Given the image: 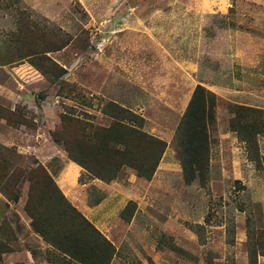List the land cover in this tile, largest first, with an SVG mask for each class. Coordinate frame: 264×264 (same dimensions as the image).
I'll return each instance as SVG.
<instances>
[{
	"label": "rangeland",
	"instance_id": "obj_1",
	"mask_svg": "<svg viewBox=\"0 0 264 264\" xmlns=\"http://www.w3.org/2000/svg\"><path fill=\"white\" fill-rule=\"evenodd\" d=\"M162 2L223 12L170 36L147 18ZM226 25L245 36L227 51L224 33L209 37ZM18 26L39 54L0 64V185L18 195L0 186V264H75L24 210L44 172L110 243L107 264H264V0H1L0 46ZM197 85L211 94L209 143L203 176L185 181L175 132ZM118 119L164 142L149 179L125 165L90 177L58 139L69 146Z\"/></svg>",
	"mask_w": 264,
	"mask_h": 264
},
{
	"label": "trees",
	"instance_id": "obj_2",
	"mask_svg": "<svg viewBox=\"0 0 264 264\" xmlns=\"http://www.w3.org/2000/svg\"><path fill=\"white\" fill-rule=\"evenodd\" d=\"M15 31L17 34H9L11 38L1 43L0 64L39 54V51L31 52L23 42L21 26L16 27ZM210 97L209 92L197 85L176 127L175 142H179L175 146L185 181L188 176L193 177L195 170L201 176L205 170L209 143L205 123L210 119V114L204 111V101H210ZM240 109L255 111L250 107ZM131 116L140 120L133 114ZM67 124L62 121L60 132H64ZM262 124L259 121L258 126L264 132ZM233 130L238 136V130ZM58 139L73 162L81 166L90 177L102 180L117 178L122 165L132 168L137 176L149 179L165 145L162 140L144 132L139 126L120 119L112 129L94 127L89 136L81 130L80 136L73 138L69 146L63 138ZM4 168L5 159L2 156L0 170ZM36 186H39V190ZM6 188L3 186L2 191L6 199L16 201L18 195L10 194ZM24 210L30 218L33 231L63 257L75 264L108 263L112 250L110 243L64 197L49 174L44 172L38 184L30 178Z\"/></svg>",
	"mask_w": 264,
	"mask_h": 264
},
{
	"label": "crops",
	"instance_id": "obj_3",
	"mask_svg": "<svg viewBox=\"0 0 264 264\" xmlns=\"http://www.w3.org/2000/svg\"><path fill=\"white\" fill-rule=\"evenodd\" d=\"M85 1H88V0H85ZM86 4H89V2H86ZM206 5H204L203 3H188V2L187 3H182V2L165 3V2H162L161 6H156L153 9H151V11H149L148 13L149 16L147 18L149 21L152 19L157 21L159 23V27L161 29H164L163 31L164 33H165V28L167 27V29L169 30L170 36L176 34L180 37L182 36L186 37L188 36V34L193 35V34H190L189 32L195 31L199 27V25H201L200 18H202L204 11L206 12L210 11L211 13L217 14V16H219L218 13L223 12L221 9L214 8L210 5L207 6L208 9H204L203 7H205ZM139 6L140 4H133L131 6L127 5V7H131V8H135ZM110 8H112V6ZM199 30L201 31V26L199 27ZM214 32L215 34H213V36L211 35L209 36L210 39H212V37L214 38L215 36L217 37L220 32L224 33L226 37V41L229 42L226 48V51L232 47V43L230 42L231 37L236 36L242 39V36H243V35L241 36V34H238L239 33L238 30L232 29L230 28V26H227V25L223 27L214 26L213 33ZM246 35H247L246 36L247 40L260 41V42L263 41L262 34L254 35L253 37L250 36V34L248 33H246ZM244 37L245 36H243V39ZM186 40L187 39L185 38V41ZM233 47H236V46L234 45ZM250 47L251 46H247V48H250ZM233 50H235L234 51L235 54L238 53L237 49H233Z\"/></svg>",
	"mask_w": 264,
	"mask_h": 264
}]
</instances>
